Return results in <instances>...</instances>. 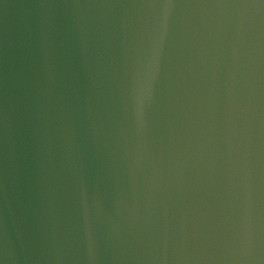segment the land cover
<instances>
[{
	"label": "water",
	"instance_id": "water-1",
	"mask_svg": "<svg viewBox=\"0 0 264 264\" xmlns=\"http://www.w3.org/2000/svg\"><path fill=\"white\" fill-rule=\"evenodd\" d=\"M0 264H264V0H0Z\"/></svg>",
	"mask_w": 264,
	"mask_h": 264
}]
</instances>
